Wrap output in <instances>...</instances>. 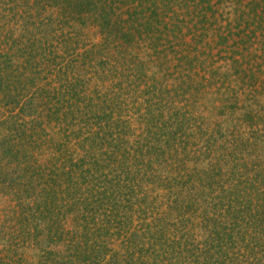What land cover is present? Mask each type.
I'll use <instances>...</instances> for the list:
<instances>
[{"label":"trees","instance_id":"16d2710c","mask_svg":"<svg viewBox=\"0 0 264 264\" xmlns=\"http://www.w3.org/2000/svg\"><path fill=\"white\" fill-rule=\"evenodd\" d=\"M0 264H264V0H0Z\"/></svg>","mask_w":264,"mask_h":264}]
</instances>
